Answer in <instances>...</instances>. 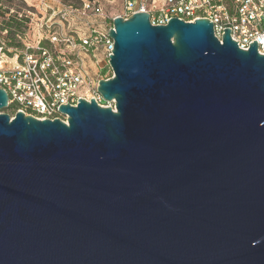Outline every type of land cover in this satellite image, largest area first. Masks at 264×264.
I'll use <instances>...</instances> for the list:
<instances>
[{
    "label": "water",
    "instance_id": "water-1",
    "mask_svg": "<svg viewBox=\"0 0 264 264\" xmlns=\"http://www.w3.org/2000/svg\"><path fill=\"white\" fill-rule=\"evenodd\" d=\"M209 21L113 18L114 111L0 113V264H264V55Z\"/></svg>",
    "mask_w": 264,
    "mask_h": 264
},
{
    "label": "built area",
    "instance_id": "built-area-1",
    "mask_svg": "<svg viewBox=\"0 0 264 264\" xmlns=\"http://www.w3.org/2000/svg\"><path fill=\"white\" fill-rule=\"evenodd\" d=\"M102 1L83 0L77 10L58 0H37V13L15 17L25 20L23 32L0 23V89L15 113L66 124L68 117L59 107H76L79 99H94L114 111L113 103L103 105L96 91L99 80L113 76L109 65L113 41L108 35L113 19L102 28ZM136 13H148L154 26L172 18L186 23L208 19L219 40L228 28L239 49L247 51L256 41L258 54L264 55V0H122L117 17L126 20ZM29 34L33 41L28 42ZM88 60L100 79L89 76Z\"/></svg>",
    "mask_w": 264,
    "mask_h": 264
},
{
    "label": "rangeland",
    "instance_id": "rangeland-1",
    "mask_svg": "<svg viewBox=\"0 0 264 264\" xmlns=\"http://www.w3.org/2000/svg\"><path fill=\"white\" fill-rule=\"evenodd\" d=\"M65 6H71L73 9L80 10L83 0H58ZM37 0H0V23L5 26V23L9 22L11 17H17L18 15L24 16L26 12L37 13ZM102 10L104 18L102 20V28L107 29L111 20L122 12V0H104L102 1ZM90 13H87V17H90ZM40 18V15H37ZM12 29L16 31V28L12 26ZM24 27L21 28L23 32ZM28 42L33 41L31 34L27 37ZM86 68L89 76L95 81L100 79L101 75L97 73L94 65L91 61H86ZM106 105V104H103ZM2 114H7L10 118H13L15 112L11 109H3L0 111Z\"/></svg>",
    "mask_w": 264,
    "mask_h": 264
},
{
    "label": "trees",
    "instance_id": "trees-1",
    "mask_svg": "<svg viewBox=\"0 0 264 264\" xmlns=\"http://www.w3.org/2000/svg\"><path fill=\"white\" fill-rule=\"evenodd\" d=\"M25 20L24 19H19L16 20L15 17H11L9 22L5 23L6 27H12L14 26L18 32L21 31V28L24 26ZM102 104H105V102L102 101ZM7 109H11L13 112H15V109L13 107H8Z\"/></svg>",
    "mask_w": 264,
    "mask_h": 264
}]
</instances>
